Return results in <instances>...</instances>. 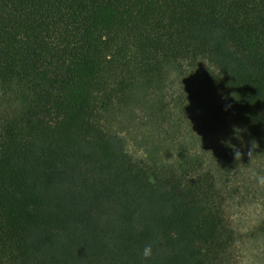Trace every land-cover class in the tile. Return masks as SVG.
Segmentation results:
<instances>
[{
	"label": "trees",
	"instance_id": "16d2710c",
	"mask_svg": "<svg viewBox=\"0 0 264 264\" xmlns=\"http://www.w3.org/2000/svg\"><path fill=\"white\" fill-rule=\"evenodd\" d=\"M228 128L264 159V0H0V264H244Z\"/></svg>",
	"mask_w": 264,
	"mask_h": 264
},
{
	"label": "rangeland",
	"instance_id": "374dc122",
	"mask_svg": "<svg viewBox=\"0 0 264 264\" xmlns=\"http://www.w3.org/2000/svg\"><path fill=\"white\" fill-rule=\"evenodd\" d=\"M209 140L206 143L212 146L211 154H214L215 149L225 141L235 145L245 154L242 167L230 175L223 173L222 177L225 180L229 176L228 188L232 193L235 191L228 210L234 226L242 234H247L264 220V183L259 182V178L264 177V159L255 149L257 156L252 162L250 161L247 153L252 147V142L246 135L240 132L237 134L234 128L219 132ZM261 244L259 241L245 242L247 251L244 264H264V248Z\"/></svg>",
	"mask_w": 264,
	"mask_h": 264
},
{
	"label": "clouds",
	"instance_id": "9594fccd",
	"mask_svg": "<svg viewBox=\"0 0 264 264\" xmlns=\"http://www.w3.org/2000/svg\"><path fill=\"white\" fill-rule=\"evenodd\" d=\"M237 130H238V128L235 129V132L238 134V131ZM224 143L227 146H230V147L233 148V155H234V159L235 160L241 159V157H242L243 154L239 151L238 148H236L235 145H231L230 142H227V141H225ZM255 148H256V142L255 141H252V147L248 150V153H247V155H248V157H249V159H250L251 162L257 156V154L255 152ZM259 182L264 183V177L259 178ZM152 253H153L152 245H150V244L145 245L144 248H143V250H142L143 257L145 259H149V258H151Z\"/></svg>",
	"mask_w": 264,
	"mask_h": 264
}]
</instances>
